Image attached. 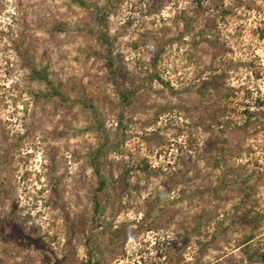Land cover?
<instances>
[{
	"label": "rangeland",
	"instance_id": "1",
	"mask_svg": "<svg viewBox=\"0 0 264 264\" xmlns=\"http://www.w3.org/2000/svg\"><path fill=\"white\" fill-rule=\"evenodd\" d=\"M197 2L0 0V264H264V0Z\"/></svg>",
	"mask_w": 264,
	"mask_h": 264
},
{
	"label": "trees",
	"instance_id": "2",
	"mask_svg": "<svg viewBox=\"0 0 264 264\" xmlns=\"http://www.w3.org/2000/svg\"><path fill=\"white\" fill-rule=\"evenodd\" d=\"M196 1H198L197 3L199 4V2H201L202 0H196ZM128 98V95H127V91H125L124 92V95H123V99H127ZM251 120H246L243 124H245V125H247V123L248 122H250ZM251 123V122H250ZM104 184H105V181L104 180H100V185H99V187H103L104 186ZM257 216H253V217H251V219L253 220V221H255V220H257Z\"/></svg>",
	"mask_w": 264,
	"mask_h": 264
}]
</instances>
